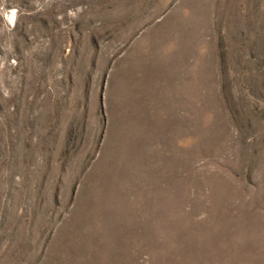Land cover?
I'll return each instance as SVG.
<instances>
[{
  "label": "rangeland",
  "instance_id": "1",
  "mask_svg": "<svg viewBox=\"0 0 264 264\" xmlns=\"http://www.w3.org/2000/svg\"><path fill=\"white\" fill-rule=\"evenodd\" d=\"M0 264H264V0H0Z\"/></svg>",
  "mask_w": 264,
  "mask_h": 264
}]
</instances>
